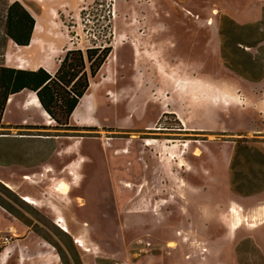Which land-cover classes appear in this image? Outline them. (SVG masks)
<instances>
[{
  "label": "rangeland",
  "instance_id": "1",
  "mask_svg": "<svg viewBox=\"0 0 264 264\" xmlns=\"http://www.w3.org/2000/svg\"><path fill=\"white\" fill-rule=\"evenodd\" d=\"M14 1L44 23L30 49L4 36ZM69 51L99 124H0V264H264V0H0V64Z\"/></svg>",
  "mask_w": 264,
  "mask_h": 264
},
{
  "label": "trees",
  "instance_id": "2",
  "mask_svg": "<svg viewBox=\"0 0 264 264\" xmlns=\"http://www.w3.org/2000/svg\"><path fill=\"white\" fill-rule=\"evenodd\" d=\"M35 25V18L21 2L15 1L8 5L4 36L13 40L17 46H30ZM89 50L88 61L92 62L98 48ZM105 51L106 55H109L111 48ZM102 64L103 62L94 66L92 63L90 68L93 77H96ZM89 88L86 59L81 51H69L54 75L43 68L33 71L12 68L1 63L0 124H2L9 98L26 89L36 92L42 107L52 120L68 124L81 98L87 94ZM55 109H60L61 113H57Z\"/></svg>",
  "mask_w": 264,
  "mask_h": 264
},
{
  "label": "crops",
  "instance_id": "3",
  "mask_svg": "<svg viewBox=\"0 0 264 264\" xmlns=\"http://www.w3.org/2000/svg\"><path fill=\"white\" fill-rule=\"evenodd\" d=\"M15 2V1H14ZM13 2V3H14ZM30 3V2H29ZM24 5V4H23ZM25 6V8L32 14V16L35 18V20H36V25H35V30L33 31L34 32V34L32 35L33 36V38H34V36H35V33H36V26H37V24H38V20H37V18L35 17V15L33 14V9L31 10V8H30V6L32 7V4L30 5V6H26V5H24ZM33 8V7H32ZM252 10H249V13H251V14H249V15H251V16H254L253 18L256 20V21H259L261 18H262V11L261 10H254V11H252ZM44 24V23H43ZM33 38H32V40H31V44H32V41H33ZM41 40L43 39V36H41V38H40ZM17 45V44H16ZM28 47V46H27ZM22 48H26V47H22ZM7 56V55H6ZM52 67H53V65L52 64H50ZM7 66V65H6ZM8 67H10V66H8ZM41 68H43V69H45L46 70V68H44V66H40ZM12 68H16V67H12ZM17 69H23V68H17ZM38 69H40V68H38ZM38 69H36V70H38ZM36 70H33V71H36ZM55 72H49L48 70H46L47 72H49L50 74H52V75H54L56 72H57V70L58 69H53ZM100 88V87H99ZM98 88V89H99ZM91 89H92V85H91V87H90V89H88V93L85 95V96H87V95H91L92 94V92H93V90H92V92H91ZM98 92H99V90H98ZM97 92V93H98ZM96 93V94H97ZM35 95H37L36 94V92H34V91H31V90H23L22 92H20V93H17V94H15V95H12L10 98H9V100H8V103H7V106H6V109H5V112H4V115H3V119H2V124H15V125H25V124H28L29 123V121L28 122H26L27 120H26V118L24 117V116H33V119L35 120L36 118H37V116L38 115H40L43 119H45V121L46 122H44V125H49V124H47V121H48V118H47V116H45L44 115V113L46 112L45 110H44V108L42 107V105H41V108H37L36 106H34V104H32V103H34V97H35ZM84 96V97H85ZM95 96V95H94ZM38 97V96H37ZM11 99H13V103L11 104L10 103V100ZM81 101V100H80ZM79 105H80V103H79ZM78 105V106H79ZM78 108V107H77ZM76 108V109H77ZM93 119L97 122V120L94 118V116L96 115V113H97V109H96V103H95V105H93ZM75 112V111H74ZM74 114V113H73ZM71 119L73 120V115H72V117H71ZM98 123V122H97ZM37 124H39V122H34V125H37ZM99 124V123H98ZM97 124V125H98ZM40 125V124H39ZM77 125V124H76ZM97 125H95V126H97ZM95 126H93V127H95ZM11 136L10 135H1L0 136V138H2V139H9ZM145 144H146V142H145ZM147 145V144H146ZM126 157H128V155L126 156ZM35 164H39V163H35ZM34 166V165H33ZM20 168H24V167H21L20 166ZM25 168H27V167H25ZM127 187H131L132 185L131 184H127L126 185ZM3 209L0 207V217H2V216H4V214H3ZM228 229V228H227ZM229 231V230H228ZM230 233V232H229ZM231 234V233H230ZM262 236H264V229L262 230V231H260L257 235H256V240L263 246V244L261 243V241L259 240V237H261L262 238ZM172 244H174V243H172ZM175 246V245H174ZM174 246H170V247H174ZM264 247V246H263Z\"/></svg>",
  "mask_w": 264,
  "mask_h": 264
},
{
  "label": "bare ground",
  "instance_id": "4",
  "mask_svg": "<svg viewBox=\"0 0 264 264\" xmlns=\"http://www.w3.org/2000/svg\"><path fill=\"white\" fill-rule=\"evenodd\" d=\"M44 24H43V22H42V20H40L39 22H38V24H37V26H36V33H35V36H34V38H33V41H32V44H30V46H28V47H26L25 49H30V48H32L34 45H36V44H39L40 43V38H38V36L40 35V34H42L43 32H44ZM42 42V41H41ZM91 87V86H90ZM92 88L94 89L93 90V94H95L96 93V88L92 85ZM108 95L109 96H111V98H113L114 100L115 99H117L118 98V95L116 94V93H114L113 91H109L108 92ZM34 103H32V104H34V106H36L37 108H41V103H40V101H39V98L37 97V95H35V97H34ZM92 100H93V95H87V96H85V97H83V98H81V101H80V105L78 106V108L75 110V112H74V114H73V121L74 122H76V123H85V124H88V125H90V124H92L93 123V121L91 120L92 119V114H93V103H92ZM10 103L12 104L13 103V99H11L10 100ZM44 115L45 116H47V118H48V121H47V123H49V124H51L52 123V121L51 120H49V119H51V117H50V115L47 113V112H45L44 113ZM185 123H186V121H185ZM76 143V142H75ZM76 146V145H75ZM186 147L188 148L189 147V144H187L186 145ZM72 149H70V151H71ZM64 153V152H63ZM117 153H119V152H117ZM197 155H200V150H198L197 152ZM80 158V157H79ZM77 162V161H76ZM75 162V163H76ZM83 162H85V158L84 157H82L81 159H80V162L79 163H83ZM72 166V165H71ZM77 166V165H76ZM72 168H73V166H72ZM71 168V169H72ZM70 169V168H69ZM73 170V169H72ZM75 173V172H74ZM78 173V172H77ZM77 173H76V175H77ZM29 179L31 178V176H29L28 177ZM77 178V177H76ZM7 186H9L8 184H6ZM10 187V186H9ZM23 195V194H22ZM22 198H23V200L25 201V203H27V204H29V205H32V206H39V202L34 198V197H32L31 195H29V194H25V195H23L22 196ZM239 206V205H238ZM236 207V206H235ZM261 207V206H260ZM238 209V208H237ZM261 209V208H260ZM240 210H242V208L240 209ZM234 212L235 213H238L239 211L238 210H236V209H234ZM263 213H264V207H263V211H262ZM261 215V214H260ZM264 216V215H263ZM237 217H238V222H236V221H234V222H230V224H228L229 226H227V228H228V230H229V232L231 233V234H233V233H235L237 230H238V228H239V226H240V216H239V214H237ZM252 217V216H251ZM261 218V217H260ZM232 219V218H231ZM247 219V218H246ZM264 219V218H263ZM260 222V221H259ZM58 223H59V225L63 228V230L64 231H66V232H68V233H71L70 232V229H69V225H68V221H67V219L64 217V216H60V218H59V220H58ZM252 226H255V225H252ZM15 228V227H14ZM14 228H12L11 229V232H16L15 231V229ZM77 240V242H81L82 240H78V239H76ZM172 246H174V244H172Z\"/></svg>",
  "mask_w": 264,
  "mask_h": 264
},
{
  "label": "built area",
  "instance_id": "5",
  "mask_svg": "<svg viewBox=\"0 0 264 264\" xmlns=\"http://www.w3.org/2000/svg\"><path fill=\"white\" fill-rule=\"evenodd\" d=\"M93 49H96V48H93ZM10 241H11V239L8 236H5L2 238L1 243L2 244H9Z\"/></svg>",
  "mask_w": 264,
  "mask_h": 264
}]
</instances>
